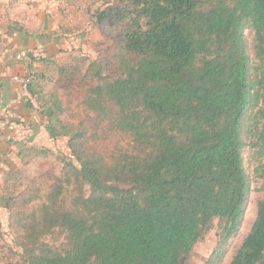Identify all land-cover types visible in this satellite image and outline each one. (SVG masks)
<instances>
[{
	"label": "trees",
	"instance_id": "1",
	"mask_svg": "<svg viewBox=\"0 0 264 264\" xmlns=\"http://www.w3.org/2000/svg\"><path fill=\"white\" fill-rule=\"evenodd\" d=\"M90 17L115 22V72L103 73L98 59L85 71L62 64L60 87L82 82L84 111L129 142L100 151L84 127L62 119L57 91L42 90L30 65L43 125L52 139L67 138L73 160L19 200L2 187L22 264H181L215 219L218 250L204 264H216L245 212L244 151L264 158V0H118ZM255 171L262 195L228 264H264V164ZM57 228L60 248L43 241Z\"/></svg>",
	"mask_w": 264,
	"mask_h": 264
},
{
	"label": "rangeland",
	"instance_id": "2",
	"mask_svg": "<svg viewBox=\"0 0 264 264\" xmlns=\"http://www.w3.org/2000/svg\"><path fill=\"white\" fill-rule=\"evenodd\" d=\"M118 0H23L30 9H43L45 24L51 28L54 36L61 38L65 43L63 50L67 51L46 62L37 61L32 70L34 79L39 80L42 90L49 92L56 90L64 106L62 119L65 122L80 124L91 134L92 144L103 153L113 151L117 146H125L129 140L126 136L115 133L107 119L97 118L94 113L85 112L82 105V82L78 80L74 86L60 87L57 67L62 64H74L85 71L91 59L102 60L103 73L113 74L114 65L111 61V53L118 41L119 33L115 22L109 18L103 25L92 22L91 14L96 9L114 5ZM43 3V7L41 5ZM40 18H31L32 24L39 22ZM38 26V25H37ZM246 41L253 56V31L245 30ZM41 49V48H38ZM69 49L74 51L68 52ZM44 53V50L41 49ZM82 59L77 61V59ZM86 58V59H84ZM256 64V60L252 59ZM27 74V73H25ZM64 140V141H63ZM20 163L16 170L3 177V191L11 194L12 198L19 200L27 190L43 186L50 175L63 177L68 169V163L73 159L69 156L67 138L56 142L53 146H29L25 148L20 157ZM244 163L249 175L250 191L247 197L242 224L238 232L223 244L221 255L217 257L216 264H228L233 252L241 243L243 237L249 231L256 213V201L262 195L260 190L263 181L259 178L255 169L264 164V158H259L254 149L247 147L244 151ZM88 193V186H84ZM7 210L0 214L1 232L0 263L5 261H17L22 264L20 249L13 245L12 237L7 234ZM43 241L52 247L60 248L64 241V233L60 228L43 238ZM218 232L217 220L204 232L202 237L194 245L190 256L182 260L181 264H204L217 249Z\"/></svg>",
	"mask_w": 264,
	"mask_h": 264
},
{
	"label": "crops",
	"instance_id": "3",
	"mask_svg": "<svg viewBox=\"0 0 264 264\" xmlns=\"http://www.w3.org/2000/svg\"><path fill=\"white\" fill-rule=\"evenodd\" d=\"M40 5L42 8L43 3ZM34 16L40 20L32 24ZM45 19L43 9L37 14V9L26 7L23 0H0V195L3 177L11 167L18 166L25 148L53 146L64 139L56 141L49 136L39 113L20 98L17 85L11 80L13 75L29 72L30 65L35 67L39 60L15 61L8 57L9 52L41 48L42 58L52 59L67 51ZM71 51L74 50H68ZM4 211L0 204V214Z\"/></svg>",
	"mask_w": 264,
	"mask_h": 264
},
{
	"label": "built area",
	"instance_id": "4",
	"mask_svg": "<svg viewBox=\"0 0 264 264\" xmlns=\"http://www.w3.org/2000/svg\"><path fill=\"white\" fill-rule=\"evenodd\" d=\"M28 54H31L32 57L39 59L44 56V53L41 49H21L14 52H9L8 57L15 61H23L28 57ZM11 80L17 85V90L20 98H22L34 111L39 112V107L35 97L30 93L28 85L30 79L27 74H16L11 77ZM56 141L59 138L55 139Z\"/></svg>",
	"mask_w": 264,
	"mask_h": 264
}]
</instances>
